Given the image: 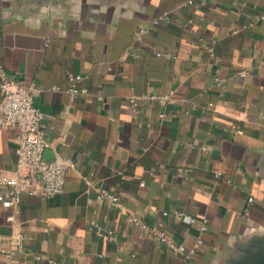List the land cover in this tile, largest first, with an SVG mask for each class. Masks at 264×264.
<instances>
[{"label": "crops", "instance_id": "1", "mask_svg": "<svg viewBox=\"0 0 264 264\" xmlns=\"http://www.w3.org/2000/svg\"><path fill=\"white\" fill-rule=\"evenodd\" d=\"M261 16L264 0H0V64L34 86L48 156L77 163L62 194L0 203L11 264H232L264 236ZM70 74L88 77L87 93L69 92ZM17 134L0 127V176L16 170ZM149 228L203 243L187 259Z\"/></svg>", "mask_w": 264, "mask_h": 264}, {"label": "built area", "instance_id": "2", "mask_svg": "<svg viewBox=\"0 0 264 264\" xmlns=\"http://www.w3.org/2000/svg\"><path fill=\"white\" fill-rule=\"evenodd\" d=\"M189 4H194V0H189ZM261 19L264 20V16H261ZM161 20L162 18L155 19L152 26H157ZM151 28H142L140 34L150 33ZM209 52L214 55L213 47L209 48ZM170 55L168 54V56ZM87 78L83 74H70L69 92L73 95L87 93L88 88L81 85ZM33 89V85L11 77L6 68L0 64V127L8 126L18 131L16 170L11 176H0V186L6 188L5 192H0V203L7 209L18 207L24 194L46 199L62 194L65 190L68 174L77 168V163L72 157L64 156L60 152H55L52 159H46V151L50 149V143L46 139L43 125L45 114L35 104ZM52 89L62 90L61 86H54ZM142 98L159 100L164 103L170 100L169 95L159 94H146ZM130 104L134 109L137 108L138 99L131 98ZM63 144H65V141H63ZM205 149L203 148V150ZM215 173L217 177L223 176L220 171ZM227 181L230 180L227 179ZM97 198L106 200L114 206L119 204V198L106 190H100ZM249 201H253V198H249ZM177 213L182 215L181 212ZM164 214H167V212ZM7 220L12 222L14 215H9ZM130 220L136 225L141 223L135 217H130ZM204 229L206 227H203ZM149 230L155 233L163 245L174 252L184 254L187 259L196 253L197 247L203 243V240H199L195 246L187 248L184 244L176 243L164 230L154 228H149ZM98 231L100 235H104L101 230ZM108 236L110 238L114 237L112 232H108ZM8 239L10 245L16 247V249H21L25 241V235L16 232ZM0 254L5 256L7 264H11L14 262L16 250L0 246ZM36 259L42 260V257L37 256Z\"/></svg>", "mask_w": 264, "mask_h": 264}, {"label": "water", "instance_id": "3", "mask_svg": "<svg viewBox=\"0 0 264 264\" xmlns=\"http://www.w3.org/2000/svg\"><path fill=\"white\" fill-rule=\"evenodd\" d=\"M108 2H119L126 0H107ZM46 151V159L50 160L52 157L48 156ZM260 173L264 179V158L260 164ZM232 264H264V236H259L251 239L250 243L241 248L240 252L234 255Z\"/></svg>", "mask_w": 264, "mask_h": 264}]
</instances>
